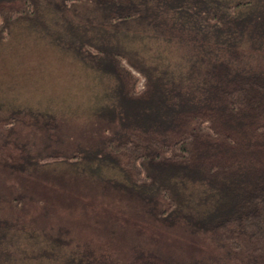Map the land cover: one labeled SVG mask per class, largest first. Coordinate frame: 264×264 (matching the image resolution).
Here are the masks:
<instances>
[{
    "label": "trees",
    "instance_id": "trees-1",
    "mask_svg": "<svg viewBox=\"0 0 264 264\" xmlns=\"http://www.w3.org/2000/svg\"><path fill=\"white\" fill-rule=\"evenodd\" d=\"M68 2L0 0V42L19 28L58 46L65 33L52 28L62 25L76 54L108 77L112 101L95 108L111 127L96 145L72 146L62 114L4 100L0 172L68 187L82 180L149 226L202 237L218 251L184 259L137 243L125 264H264V65L245 60L249 44L264 46V0H86L93 18L83 22L69 17L78 4ZM182 31L197 49L182 77L134 48L142 34L172 41ZM5 202L44 217L49 210L32 196H0V264L106 263L68 256L64 227L23 236L21 223L2 216ZM45 242L50 250L29 252L28 243Z\"/></svg>",
    "mask_w": 264,
    "mask_h": 264
},
{
    "label": "rangeland",
    "instance_id": "rangeland-1",
    "mask_svg": "<svg viewBox=\"0 0 264 264\" xmlns=\"http://www.w3.org/2000/svg\"><path fill=\"white\" fill-rule=\"evenodd\" d=\"M72 3L78 4V14L69 12V17L81 22L82 17L93 18L86 0H69L67 8ZM227 10L232 16L236 15L232 7ZM60 22L65 26L63 19ZM52 29L65 33L61 45L50 44L40 34L19 28L0 42V103L13 101L14 106L30 105L62 114L71 140L69 143L88 148V144L96 145L111 127L109 122L99 118L101 111L95 108L112 101L108 77L100 63L92 65L76 54L71 46L73 37L66 34L62 25ZM142 36L134 48L149 61L168 67L179 77L187 72V54L197 56V49L184 42L185 31L174 33L172 41ZM187 36L197 38L194 32ZM190 37L188 41H191ZM251 45L247 48L246 63L259 68L264 65V46L253 52ZM196 65L201 70V64ZM135 76L138 78L137 91H141L144 80L138 74ZM91 113L93 117H88ZM16 194L32 196L47 204V216L34 208L19 212L7 202L2 216L21 223L23 236L42 234L51 237L58 227L70 230V245L64 251L71 257L75 252L77 256L94 254L106 261L105 264H125L134 253L129 247L137 243L142 248L184 259L218 254L202 237L189 236L182 230H159L149 226L135 218L124 204L100 196L82 180L74 187H68L41 178H13L0 172V196L8 200ZM39 246L51 248L46 242L37 247L28 243L29 252L36 253ZM28 261L24 264H36L35 260Z\"/></svg>",
    "mask_w": 264,
    "mask_h": 264
}]
</instances>
